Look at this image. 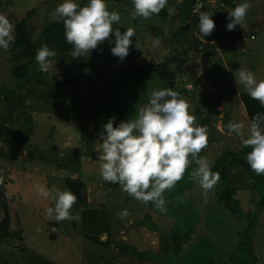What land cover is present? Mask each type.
<instances>
[{
    "label": "rangeland",
    "instance_id": "rangeland-1",
    "mask_svg": "<svg viewBox=\"0 0 264 264\" xmlns=\"http://www.w3.org/2000/svg\"><path fill=\"white\" fill-rule=\"evenodd\" d=\"M62 2L0 0V14L15 25L14 37L25 20L36 40L59 19L51 13ZM76 2L84 6L88 0ZM106 2L121 17L114 28L135 30L122 62L111 53L112 34L111 44L105 41L84 54V68L58 55L44 73L35 61L30 73L37 78L17 90L18 81L12 78L16 64L0 51V224L6 215L1 199L10 217L5 233L0 230V264H254V259L264 264V174L252 171L246 162L251 148L227 129L230 121L250 123L240 100L247 91L238 82L239 70L264 79V0H249L246 21L232 31L227 30L228 12L244 0H168L167 21L160 14L133 19V2ZM179 7L184 15L191 12L190 18L182 17ZM204 8L213 13L215 29L203 37L198 13ZM187 25V36L194 32L191 40L209 51L208 58L174 37ZM172 55L180 56L169 65L178 85L172 90L187 99L197 122L208 126V145L199 155L212 162L220 180L205 199L204 190L190 178L197 165L190 164L184 178L164 193L166 211H161L152 202L102 185L98 155L103 127L98 128L111 117L114 126L136 119L151 92L167 88L149 67L168 64ZM223 168L232 171V186L238 190L242 212L235 216L217 201ZM68 179L84 182L87 205L79 206L77 200L73 206V215L84 209L79 220H50L46 210L54 202L39 195L36 185L73 192ZM125 209L129 215L121 219L118 213ZM123 245L145 252L146 260L128 255Z\"/></svg>",
    "mask_w": 264,
    "mask_h": 264
},
{
    "label": "clouds",
    "instance_id": "clouds-1",
    "mask_svg": "<svg viewBox=\"0 0 264 264\" xmlns=\"http://www.w3.org/2000/svg\"><path fill=\"white\" fill-rule=\"evenodd\" d=\"M132 2L133 19H149L168 5V0ZM251 7L249 0H244L228 12L230 22L227 30L232 31L237 25H242ZM51 15L54 19L58 17L62 20L66 42L73 46L70 53L73 59L90 53L105 41L111 44L112 34L115 36V46L111 48V53L121 62L129 55L135 30L127 28L122 33L119 28L113 27L121 17L117 11L108 9L106 0H88L84 6L76 0H63ZM198 15L200 34L203 37L211 35L215 29V22L211 19L213 13L201 11ZM14 30L15 25L0 14V49L7 51L14 43ZM158 44L157 39L153 47ZM135 47L138 48L137 43ZM56 55V51L47 44L37 50L35 60L41 72L47 73L53 67L51 58ZM238 82L244 85L253 100L264 107V79L258 81L251 70L240 69ZM190 108L191 105L180 93L164 88L151 92L149 102L139 110L136 119L121 121L114 126L115 117L109 118L99 133L102 143L98 159L102 179L118 183L123 192L136 200L145 204L152 202L157 209L166 211L164 193L175 187L184 178L189 165L195 163L197 167L190 178L204 190L206 199L207 193L219 182L220 174L212 171V162L207 157L199 155L208 145L209 128L197 122L196 117L190 114ZM227 129L229 134L235 133L241 137L244 147L251 148L246 162L252 171L257 175L264 174V114L257 113L248 124L230 121ZM3 182L4 178L0 177V184ZM36 188L39 195L54 202V207L46 210L50 220L62 222L81 218L83 208L76 215L71 212L77 203V196L73 192L56 186L49 189L40 184ZM178 201L184 202L182 197ZM118 215L124 219L129 213L125 209ZM37 231L40 229L37 228Z\"/></svg>",
    "mask_w": 264,
    "mask_h": 264
},
{
    "label": "trees",
    "instance_id": "trees-1",
    "mask_svg": "<svg viewBox=\"0 0 264 264\" xmlns=\"http://www.w3.org/2000/svg\"><path fill=\"white\" fill-rule=\"evenodd\" d=\"M119 4H127L132 1L130 0H116ZM174 5H177L175 3ZM179 10L182 12V17L189 16L190 14H185L183 13L182 9ZM191 8V6H189ZM191 11V9H190ZM203 11H206V8L203 9ZM160 17L164 18L166 21L169 19V14L166 13V11L163 9L159 13ZM189 25L185 26L182 28L181 32L176 33L174 35L175 38L182 39L185 41L187 44H193V47L195 51L202 53V56L204 58H208V50H204L202 47V44L194 38L191 40V38L194 37V32H191V36H187V33L190 31ZM194 31V30H193ZM16 34H15V40L14 43H12L11 47L7 51L0 49L2 52L1 54L4 53V55H7V59L10 61V63H14L15 65V70L12 73V78L13 80L18 81L17 84V90H23V86L21 85L24 82H27L29 80H34L37 77L35 75H32L30 73L31 66L34 65L35 63V56L36 52L39 48H41L42 45L47 44L50 49L55 50L57 55L56 56H62L68 58V62L70 65H72L75 68H84L86 64V58L84 55L79 57V59H73V57L70 55L71 51L73 50V46L71 44H68L65 39V29L62 20L58 19L55 22H51L48 24L47 27H45L39 36L37 37L36 40H33L32 36L33 34L28 31L27 23L25 20H23L21 23L17 25L16 28ZM187 56V55H186ZM179 55H172L170 59H168V64H159L156 66L151 65L149 68H153L160 81L167 86V88H176L177 85V78H176V73L172 72L169 68V65L172 63H175L176 61H179ZM155 65V64H154ZM95 69V67H93ZM96 72L98 75H101V70L100 68L96 67ZM125 88V85H123ZM7 87V86H4ZM25 88V86H24ZM122 89V88H121ZM8 91V90H4ZM11 92V90L9 91ZM184 93H187L185 90L183 91ZM8 94V92L6 93ZM120 95L121 92H120ZM240 100L244 106V109L246 111V114L248 116L249 122L251 119L257 114L261 113L264 114V107H261L259 101L253 100L248 93H243L240 95ZM91 110V109H89ZM89 110H85L86 113L90 114ZM75 113V112H74ZM105 123L102 122L99 124V130L103 127ZM99 160V159H98ZM240 163L243 165L247 166L245 160H242ZM234 182V179L232 178V171L229 170L228 168H223L222 173H221V183L219 190L216 192L217 196V201L220 202L232 215H237L239 212H242V208L240 206V200L236 198L237 194V189H235L232 186V183ZM67 187L72 189L73 193L77 196V200L79 201V206H86L87 205V191L85 192V184L83 181L79 180H74V179H68L66 181ZM102 185L105 188L109 189H121L118 183H110L103 181ZM210 192V191H209ZM125 193V192H124ZM127 194V193H125ZM2 206L5 209L6 215L4 219L2 220L0 224V230L5 233L6 229L10 226V217H9V212H8V205L5 203L4 199H1ZM245 215L250 216V211L244 212ZM126 247V253L130 256H133L139 260H146L145 257V252H140L138 251L135 247H129L127 245H123ZM129 247V248H128ZM254 262H258L257 259H254Z\"/></svg>",
    "mask_w": 264,
    "mask_h": 264
},
{
    "label": "crops",
    "instance_id": "crops-1",
    "mask_svg": "<svg viewBox=\"0 0 264 264\" xmlns=\"http://www.w3.org/2000/svg\"><path fill=\"white\" fill-rule=\"evenodd\" d=\"M173 5H174V4H173ZM175 10H176V9H175ZM171 11H172V10H170V13H171ZM168 12H169V11H168ZM168 12H167V13H168ZM168 14H169V13H168ZM170 16H171V15L169 14V18H170ZM168 20H169V19H168ZM124 72H126V70H125ZM144 72H145V74L148 73L147 71H144ZM142 78L145 79V76L142 77ZM254 264H260V262H259V261L256 262V263L254 262Z\"/></svg>",
    "mask_w": 264,
    "mask_h": 264
},
{
    "label": "water",
    "instance_id": "water-1",
    "mask_svg": "<svg viewBox=\"0 0 264 264\" xmlns=\"http://www.w3.org/2000/svg\"><path fill=\"white\" fill-rule=\"evenodd\" d=\"M209 89H211V88H209Z\"/></svg>",
    "mask_w": 264,
    "mask_h": 264
},
{
    "label": "built area",
    "instance_id": "built-area-1",
    "mask_svg": "<svg viewBox=\"0 0 264 264\" xmlns=\"http://www.w3.org/2000/svg\"><path fill=\"white\" fill-rule=\"evenodd\" d=\"M200 4V3H199Z\"/></svg>",
    "mask_w": 264,
    "mask_h": 264
}]
</instances>
